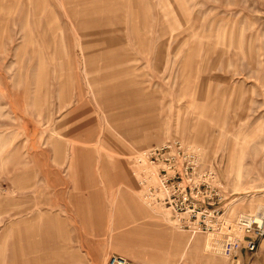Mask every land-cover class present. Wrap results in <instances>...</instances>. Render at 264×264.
Returning <instances> with one entry per match:
<instances>
[{"label":"rangeland","instance_id":"obj_1","mask_svg":"<svg viewBox=\"0 0 264 264\" xmlns=\"http://www.w3.org/2000/svg\"><path fill=\"white\" fill-rule=\"evenodd\" d=\"M174 139L264 215V0H0V264H264L148 204Z\"/></svg>","mask_w":264,"mask_h":264},{"label":"built area","instance_id":"obj_2","mask_svg":"<svg viewBox=\"0 0 264 264\" xmlns=\"http://www.w3.org/2000/svg\"><path fill=\"white\" fill-rule=\"evenodd\" d=\"M137 164L148 204L165 210L177 230L191 236L218 235L222 239L220 254L227 259L236 258L242 249L251 254L258 251L264 237V215H243L228 224L229 208L223 204L219 176L198 150L174 139L144 151ZM105 264L138 263L111 256Z\"/></svg>","mask_w":264,"mask_h":264},{"label":"crops","instance_id":"obj_3","mask_svg":"<svg viewBox=\"0 0 264 264\" xmlns=\"http://www.w3.org/2000/svg\"><path fill=\"white\" fill-rule=\"evenodd\" d=\"M168 240H169V238H168ZM240 259L242 260V259H243V257L241 256V258H239V260H240Z\"/></svg>","mask_w":264,"mask_h":264}]
</instances>
